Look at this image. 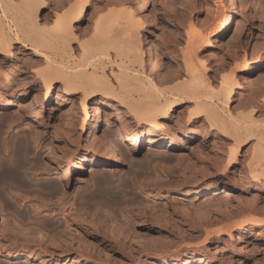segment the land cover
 <instances>
[{
  "label": "bare ground",
  "instance_id": "bare-ground-1",
  "mask_svg": "<svg viewBox=\"0 0 264 264\" xmlns=\"http://www.w3.org/2000/svg\"><path fill=\"white\" fill-rule=\"evenodd\" d=\"M150 1L155 3L157 7H162V17L165 18L171 27V32L165 35L159 34L161 44H155L154 47H151L149 44L145 47L144 44L146 40L145 32H147L148 27L151 26L149 20L152 22V26L153 23L156 22L154 15L150 16L149 13L142 15V8L149 4L147 1L145 5H140V0L63 1L64 3L54 11L55 18L53 20V25L49 27L43 23V20L41 22L39 18L41 11L48 6V0H21L19 2L15 0H0V52L4 55V58H0V76L3 79H0L3 84L1 91L4 95L0 97H6V99L0 101V111L10 109L14 104L13 102H15L11 99L14 97L21 102L27 100L34 94L35 100L43 96L48 100L59 84L58 96H60L61 99L62 97L69 96V99L72 100L79 95V99H77L80 100L84 112L81 128L87 131L89 127L83 157H72L69 154L68 144L70 142L66 143L64 140L61 141L62 138L59 132L54 133L53 129L51 133L47 132L45 134L44 129L40 130L38 126H35L36 142L53 134L51 139L55 143L58 145L62 142L64 143L63 146H58L59 148L56 147V154L52 151H50V153L48 152L50 154L48 160L52 163V169L54 171L56 170L59 176H57L59 178L57 179L61 184L59 185L58 180L57 182H55L56 180L53 182L50 181L51 183L48 184L54 188L59 185V187L63 186V188L65 187L66 189H68L72 183V179L76 175V171L81 168V163L84 159L89 158L92 159L94 163L99 164L100 160L104 158L109 163L113 162L115 159L114 148L112 149L108 141L97 134L100 125V114L105 112L106 107H112L114 110L112 114H115L118 118L119 128L117 127V130L119 129V133L117 134L119 136L116 135L117 137H114V134L113 137L124 139L129 146L128 150L131 149L133 151H138L143 143L147 141V144L150 145L153 152L160 151L162 147H167L166 151L170 153L174 152L182 142L185 141L186 137L189 140L194 139L196 134L202 132L201 128L203 129L206 127V124H208L212 132L221 136V141H223L224 145L226 143V147L223 145L217 148L216 153L213 155L214 157H212L213 159L210 157L207 158L205 155H202L201 158L199 157L203 160V163H200L199 166L191 159V161L187 159L186 156L181 158L180 161L182 162L179 163H183L184 165H182L184 168L181 165L180 167L183 169L181 168L182 171L179 173L182 175L186 174L187 177L185 178L187 180L190 178V181L180 180L176 182L179 178L172 180V177L168 178L167 176L163 178L157 175L158 177H155L156 179L159 177L163 179H157V182L152 177V179L157 182L153 184L149 183V181L152 182L151 178L146 181L147 178L145 176V181L149 184L145 183L146 187L144 190L149 196L163 197L165 201H170L172 199L174 200L176 197V194L173 193L175 191L178 195L197 193L199 196H202L205 194H215L216 191L221 190V186H226L230 183L233 185L240 184L241 186L238 187L242 190L253 189L254 193L251 196L250 203H248L249 205L244 202L248 205V208H246L244 204H241L244 205L242 207H245L248 209L247 211L251 212L252 217L249 218L246 223L243 222V224H241L238 232L240 245H242V247L248 246L252 248L256 244L253 242L250 243L248 237L250 235H255V238H257L260 235L258 230L264 229V120L261 119V117L264 116V82H260L261 84L259 83V87L249 84V86L246 87L244 83H242V80H245L243 78L245 75L242 76V72L251 71L254 68L251 64H257L258 60L261 58V53L259 51L261 44L256 45V43L261 41L255 38L257 40L256 42L254 37L256 35L257 24L264 29V1L259 5L256 0H251L252 5L255 7L256 14L260 15L259 21L256 20L255 15H253L251 11L246 10L248 5L246 0H227L229 1V6L226 5L228 3L225 0H213L215 3L214 7H212L213 4H210L212 0ZM222 6H227V9L221 14V31H227L230 26L234 24V21L236 22V30L234 31L235 40L232 43L231 57V62L235 63L236 67L232 69L231 72L221 71V73L217 71L218 69L216 70L214 68L215 66L212 65L211 61L209 62L210 58L214 56V52L212 51V46L214 45L211 39L206 38L207 26L202 25L203 27H200L198 23L200 22L199 15L204 10L207 11H205V13L208 15L205 17H211L210 20L208 18L206 19L214 22L217 18V12L218 10H222ZM89 9H91V14H95L93 18L94 21L88 24L91 25V27L89 26V28H86L83 33L87 30L88 33L86 32L87 34L85 33L86 35H83L82 30L79 28V24L84 21L85 13ZM152 12H154L153 8ZM205 17L204 20L202 17L200 18V20L202 19L201 22L204 21V23L201 24L205 25V23L209 22L208 20L206 21ZM253 41H255V43ZM183 42H185V47L181 46ZM76 43L79 49L77 53L75 51L76 48H74V44ZM15 44H20L22 47H27L30 51L32 50L33 55H29L30 57L27 58L30 63L26 66L27 71L24 74L25 79L28 80L26 82H23L24 80L22 82L18 79L15 80L9 72V68L12 66L13 68L14 66L17 67V61L14 59ZM252 45L253 48L250 51ZM258 45L260 46L258 47ZM204 46L209 48V52L207 55H204V53L203 56L199 50ZM221 59H224V57L222 56ZM215 62H217V60ZM231 62L229 63L231 64ZM227 65V62L219 64L223 70H226L225 68H227ZM215 70L217 73L221 74H216V72H214ZM210 72H214V76L213 73ZM216 78L219 80L216 84L217 86H215ZM262 78L264 79V77ZM262 78L261 80L263 81ZM38 108L39 107L35 106L30 116L34 122L37 121V123L41 122L40 124H42L43 122L39 119L40 115ZM90 108L94 109L93 114L89 110ZM66 130L61 129L62 132ZM251 140H253V143L247 152V159L245 158V161L243 160L244 163L242 165L240 163V152ZM228 141H231V143H227ZM27 142L29 143H24L21 140L16 141L14 145H12L13 150L9 157L7 156V160H4L6 157L1 158L2 156H0V173L2 172L4 178L24 182L22 179V174L25 172V169H23L24 157L26 158L25 154L27 155L28 152V155L31 156L30 150H32L29 146L30 141L28 140ZM36 142H32V144ZM114 142L116 143L115 139ZM114 142L113 144H115ZM57 144L55 145L57 146ZM34 145L31 147H34ZM35 148H38V145L37 147L35 146ZM53 151L55 152L56 150L54 149ZM159 157L153 154L151 156V162L155 165L156 161H159V159L157 160L155 158ZM148 161H150V159ZM162 163L163 160L160 164ZM179 163L177 162V164ZM240 164L242 165L240 173L242 177H237L239 174L235 176V171L231 170L238 168ZM145 166L147 167V165ZM145 166H143L144 168H142V170L146 168ZM211 166L215 171L221 174V178L218 174L217 176L220 179L214 180L213 183L205 186L203 183L206 181L200 179V176L198 177L197 170L199 169L197 168H201L202 171L204 170L202 175L206 176L211 173L213 174L210 169ZM146 169H150L149 166ZM21 170H23L22 173ZM230 171L233 174H230ZM143 172L145 171L143 170ZM155 173H157L156 170ZM187 173L190 175L189 177ZM105 176L106 175H104V177ZM104 177L93 176V181L91 179L92 184L90 185V188L91 186L92 188L89 191L87 190L88 188L84 190L80 195L81 199L79 197L80 200L77 198L78 202H76L77 200L73 202L70 200L67 202L68 196L66 194L68 193H66L67 191L65 190V194L60 192L61 195H63L60 202H55L56 204L50 203V205H54L59 209L55 210L59 211L55 212V214L57 216L60 215L65 224H63V227H60L63 221H61L62 223L59 221V223L56 222L59 224L57 226V235L51 234V239L43 234L46 229L44 224L46 226L48 225L45 223L47 220L45 222L43 221L44 223L36 220V224L38 221V223H42L41 225L43 226L37 224L39 227H34L33 224V227H23V225L18 223L19 221L17 222L11 219L10 221L7 217L5 218L0 215L2 217H0L1 220L5 218L2 220V224H0L1 260H7L8 263L9 261L16 262L18 264H23V262L27 264L30 262L35 264H196L198 262L207 264L206 259H204L202 255L199 256L196 254L197 250L192 251V255L189 256L187 255L189 250L181 245L171 253L161 251L165 248L162 246H157L162 249L157 248L156 244H160L158 243L160 240V242H163L162 239H165V237L161 235V237L158 235L152 237V232L160 234L163 231H169L168 229H170L171 232L173 230L177 234L175 244H186V247L189 248L186 241L190 242V240L187 239H198V242L202 240L203 244L204 242H211L213 233H215L213 232V227L217 223H223L224 220L230 221L233 215L237 214L224 206L228 210L225 209L223 212L218 211L215 213L214 217V213L206 209V207L203 209L204 211L196 212V218L194 216L193 221H191L190 224H185L184 227L180 225L177 221L178 219L176 217L174 218V216L171 218L169 214L166 213H154L157 218L154 219V221L156 220V224H153L156 226H153L152 222H150L153 215L152 210L150 208L148 209V207L146 208L147 204L143 207L146 203L143 202L144 204H141V202L144 201L143 199L139 200V198H135L136 201H140L139 205H143L141 208H138L136 203L133 202L132 204H135V206L140 209L132 211L133 213L131 212L135 217L134 220H136V225H139L136 227L140 230L144 228L148 229V233L145 231L146 235L142 238L145 243L139 242L140 245L139 248L136 249L137 254H135V252H133V235L136 234V232L131 227L130 229L126 225L128 230L126 226L117 225V223L120 224L121 222L107 225L105 219L103 220V218L99 216V213L93 212L91 215L90 212L92 211L90 210L89 212L87 210L89 206L87 207L86 205L84 209V206L81 208L75 207L76 205H79L78 207L83 204L85 205V203L91 202L92 199L95 201L93 202L97 204L98 200L96 198L100 199L102 197V199H104V196L110 191L115 192V190H111V188L115 187L114 185H116L117 182L112 186L115 182V180L113 182L114 178ZM121 184L123 183H117L118 186L116 187L119 188ZM128 185L131 184L129 183ZM128 185L126 186L128 187ZM126 186L124 190L127 189ZM190 186H192L193 189L189 190ZM116 187L114 189H117ZM57 188H55V190H57ZM120 188L123 189L122 187ZM137 188H139V186ZM59 189L57 192H59ZM50 190L48 191L49 193ZM142 190L140 191L142 192ZM80 192L79 190V194ZM56 194L57 193H55V195ZM58 194L57 198H59ZM42 198L43 197L37 200H42ZM108 198L104 202L109 201ZM34 200H32V202ZM43 201L44 199L41 203ZM66 202L68 203L67 205ZM93 202H91V204H94ZM100 202H102L101 199L99 203ZM48 204V202L44 205L37 203L32 206L34 207L37 205V212L40 213L50 210L51 207H49L50 205ZM91 204H89L90 208H93L94 206ZM128 204L126 206H128ZM101 205L103 204L101 203ZM104 206H106L105 203ZM104 206H101L102 210ZM33 207L32 211L34 212L36 210H34ZM183 207L187 209L186 206ZM242 207H240V209ZM210 208L213 209L215 206L213 207L212 205L209 209ZM220 208L222 210L224 209L222 207ZM104 210L105 213L108 212L107 206ZM215 210L217 211L216 208ZM243 210L239 211L243 212ZM235 211L237 210L235 209ZM14 212L13 216L11 215L13 218L14 214L18 211ZM244 212L246 211L244 210ZM49 213L52 212L50 211ZM174 213H176V210L173 211V214ZM181 215L186 218L189 216L191 217L192 214H187L186 210V212L183 211ZM8 216L12 218L10 214H8ZM17 216L19 218V215ZM105 216L110 217L109 214ZM126 224L128 223L126 222ZM48 229L47 226L46 231ZM131 230L134 231V234ZM142 233H144V231ZM138 234L134 237L137 238ZM165 236L168 235L165 234ZM202 236H204V238ZM140 237L141 236H139V238ZM222 238H224V236ZM225 240L224 238V241ZM152 242L156 243H154L155 246L153 248ZM170 242L171 241H169V243ZM202 242L200 241L199 243L201 244ZM231 242L232 241H230V243ZM130 243L131 246L129 247L128 244ZM166 245L164 247H166ZM171 246L173 245L171 244ZM169 247L167 248L169 249ZM202 247L207 248L206 244ZM202 247H200V245L196 247L199 248V253L205 249H202ZM223 247L221 250L223 253H221V255L225 254L224 250L226 249H223ZM234 247L233 245V249ZM255 247H257V245ZM208 249L210 250V248H207L204 251L206 252ZM246 249L248 250V248ZM152 251L158 254L156 255L157 260H144L142 258L143 253L149 257L152 256ZM219 251L220 249H217L213 254H217ZM228 254L227 257L230 258ZM3 260L2 262H4ZM242 261L243 258H241L239 264L242 263ZM229 262L230 261L227 263ZM3 264L6 263L4 262Z\"/></svg>",
  "mask_w": 264,
  "mask_h": 264
},
{
  "label": "rangeland",
  "instance_id": "rangeland-1",
  "mask_svg": "<svg viewBox=\"0 0 264 264\" xmlns=\"http://www.w3.org/2000/svg\"><path fill=\"white\" fill-rule=\"evenodd\" d=\"M15 1L19 2L21 0H15ZM63 1L65 2L67 0H48V2H49L48 6L46 8H44L41 11L40 15H39L40 21L42 22V20H43V23H45L46 25L51 27L53 25V20L55 18L54 11L57 10L58 7L64 3ZM146 1L149 4L147 6H145L144 8H142V10H141L142 11V15H145L147 13H149L150 16L154 15L155 18H156V22L153 23V26H152V22L149 20V23H151V26H149L148 27V31L145 32L146 40H145L144 44H145V47H146L147 44H149L151 47H154L155 44H161V38H159V34L165 35V34L171 32V27L167 23L165 18L162 17V12H163L162 11V7H157L156 4L153 3L150 0H140V3H141L140 5H145ZM225 1H227V0H225ZM237 1H239V0H237ZM256 1L260 5V3H262L264 0H256ZM246 2L248 4L246 10L247 11H251L252 14L255 15L256 20L259 21L260 20V15L256 14L255 7L252 5L251 0H246ZM227 3L228 4H226V5L229 6V1H227ZM210 4L211 5L213 4L212 7H214V5H215L213 0L210 2ZM227 6L226 7L222 6V10H218L217 18H216V20L214 22L209 21L211 17H205L207 15V13H205L206 10H204L199 15V21H200L199 23L200 24L198 23V26H200V27L207 26V28H206V33H207L206 34V38L211 39L212 42H213V45H214V46H212V51L214 52V56H212L213 58H210L209 62L210 61L212 62V65L215 66L214 68L216 70L218 69L217 70L218 72L219 71L220 72L221 71L222 72H231V70L236 67L235 63L231 62L232 43L235 40L234 39L235 38V32L234 31L236 30V22L234 21V24L232 26H230V28L227 31H221V28H220L221 14H223L226 11ZM152 8L154 9V12H152ZM239 8L240 7H239V2H238V9ZM94 15L91 14V9H89L85 13L84 21L79 24V28L82 30V33H83V31L86 28H89V26L91 27V25H88V24H91L94 21V19H93ZM201 17L203 18V20H204V17H205V19L208 18L209 20L206 19V21L208 20L209 22L205 23V25L201 24V23H204V21L201 22L202 21V19L200 20ZM260 27H261L260 25H258V24L256 25L257 30L255 32L256 35H255L254 39L256 38L257 40L261 41V42L256 43V45L257 44H261V47L259 49V51L261 53V58L258 60L257 64H255V65L251 64L254 67L251 71L242 72L243 73L242 76L245 75L243 77L245 80H242V83H244V86H246V87H248L249 85L259 87L260 84H261L260 82H262V83L264 82V79L262 78V77H264V32H263L264 29L261 27V30H260ZM239 31H240V29H239ZM86 32L88 33V30L85 31L83 33V35ZM241 32H242V30H241ZM216 34H217V36H216ZM83 35H82V38H83ZM257 40H256V42H257ZM253 42L255 43V41H253ZM77 45H78L77 43L74 44V48H76L75 49L76 53L79 51V49L77 48ZM242 45H243V42H242ZM181 46L185 47V42H183L181 44ZM259 46L260 45H258V47ZM252 48H253V45L251 46L250 51L252 50ZM199 51H200L201 55H203L204 53H205L204 55H207L208 52H209V48L204 46V47L200 48ZM29 55L30 56L33 55L32 54V50L30 51V49H28L27 47H22L20 44H15L14 45V59H15V61H17V64H16L17 67L14 66V68H13V66H12L11 68H9V72H10V74H12V76L15 78V80L18 79L19 81L21 80V82L23 80H24L23 82L28 81V80L25 79L24 74L27 71L26 66H28L29 63H30V62H28L29 60H27V58L30 57ZM222 56L224 57V59H221ZM0 58H4V55H3L2 52H0ZM216 60H217V62H215ZM25 62H27L28 64L25 63ZM226 62L228 64L227 65L228 69L225 68L226 70H223L219 66V64H223V63H226ZM229 62H231V64ZM30 66H31V64H30ZM12 69H13V71H12ZM29 69H31V68H29ZM219 69H221V70H219ZM216 70L214 71V72H216V74L219 75V74L222 73V72L221 73H217ZM15 71H16V73H15ZM214 72H210V73H213V76H214ZM0 75H1V73H0ZM23 77H24V79H23ZM217 78H216L215 86H217L216 84L219 81L218 80L219 78L218 79ZM261 78L263 79V81L261 80ZM0 79L3 80L1 76H0ZM1 80H0V96L4 95L2 93V91H1V88L3 87V84H2ZM5 83H6V80H5ZM59 86H60V84H59ZM59 86L56 87V89L53 92V95L48 100L45 99L44 96L42 98H40V99L38 98V99L35 100L34 94H32L27 100H23L21 102L19 101V99H16L14 97V98H11L12 101L13 100L15 101V102H13L14 104L12 105V107L10 109H8V110L0 111V156H2L1 158H5L6 157L4 160L8 159L7 156L9 157L10 153L13 150V146L12 145H14V143L16 141H18V140H21V141H23L24 143H27V144L29 143V142H27L29 140L30 144H31V145L29 144V146H30V148H32V150H30L31 151L30 152L31 156L28 155L29 154V152H28L27 155L25 154L26 158L24 157L25 161H24V168L23 169H25L24 170L25 172H23V170H21V173L23 172L22 179H23L24 182L13 181L10 178L6 179V178L3 177L4 175L2 174V172L0 173V215L1 216L5 217V218L7 217L8 220L11 219V220H16L17 222L19 221L18 223L23 225V227L24 226L33 227L32 226L33 224H34V227H39L42 223H38V221H37V224H39V226H38L36 224V220H39V222H41V221L45 222L47 220L48 222L46 221L45 223L48 224L47 226H48L49 229L46 231L47 226L44 224L46 229L44 230L43 234L46 235V237L48 236L47 238L51 239L52 238L51 234L52 235H57V230H58L57 226L59 225L58 223L59 222L62 223L61 221H63L62 220L63 218L60 215L57 216L55 214V212H59V211H55V210H59V209H57L54 205H50V203L51 204H53V203L56 204L58 201L60 202L62 197H63V195H61V193L65 194L66 191H67L66 193H68V194H66L68 196L67 200H66L67 202H69L70 200H72V202L77 200L76 202H78V199L80 198L81 193L84 190H86L87 188H88L87 189L88 191L92 188V186L90 188V185L92 184L91 182L93 181V176L94 177H97V176L104 177V175H106L107 178H109V177L110 178L112 177V179L114 178L113 182H114V180H115V182L112 184V186L116 182L118 184L123 183L124 186H123V184H121V186H120L123 189H121L120 187L119 188L116 187V186H118L117 183H116V185H114V186L117 189H114L115 187L111 188V190H115V192L114 191L112 192V191L109 190L112 193V196H111V193L109 192V193H107V195L104 196L105 200L102 199V197L101 198L99 197L102 200V202L99 203L100 199L96 198L98 200L97 204H95L94 203L95 201L92 199L91 202L94 201L93 202L94 204H91V202H88L87 204L85 203V205L84 204L80 205V207H78L79 205L78 206L76 205L75 207L81 208V207L84 206L83 207V209H84L86 207V205H87V207L89 206L87 208V210L89 212H90V210L92 211V212H90L91 215H92L93 212L94 213H99V216L102 217L103 220L105 219V222H106L107 225L108 224L110 225L111 223L116 224V222H121L122 224L121 223L120 224L117 223V225H120V226H126L127 225L129 228L131 227L136 232V234H134V231L131 230V231H133V234H134L133 235V242H134L133 252H135V254H137L136 253V249L139 248V245H140L139 242L140 243H145L144 240H142V238H143V236L146 235V232L148 233V229L144 228L143 230H140V229H138V227H136V226H139V225H136V220H134L135 217L133 216V214H132L133 212L132 211L140 210L138 208H141L143 206L141 204H144L145 202L146 203H145V205L143 207H145L146 204H147L146 208L147 207H148V209L150 208L152 210V214L154 215V216L152 215V220H150V222H152V225L156 224V220L154 221V219L157 218V216H155L156 213L157 214L166 213V214H169V216L171 218L174 216V218L176 217L178 219L177 221L180 223V225L185 227V224L186 225H187V223L190 224L191 221H193L194 216L196 218V215H195L196 212H202V211H204L203 209L206 208V207H207L206 209H208L209 211H212V213H214L213 216L215 215L216 212H218V211L219 212H223V211H225V209L228 208L230 211H234L233 213L236 212L237 214H234L233 218L230 221L229 220L228 221L224 220L223 223H217L213 227V230H214L213 232H215V233H213V237H212L213 239H212L211 242H204V244H203L202 240H200L202 242L200 244L199 243L200 241L198 242V239H195L197 241L191 240V239H187V240H190V242L186 241V243L189 245V248H190L189 249V248L186 247V244H179V243L175 244V241H176V238H177V234L173 230L171 232L170 229H168L169 231H163L164 233L162 232L160 234H158L156 232H152L153 233L152 237H155V236L158 235L159 237L162 236V237H165V239H167V240L162 239V241L164 242L165 245L167 244L168 246L166 245V247H164L165 245L163 244V242H160L161 241L160 240V241H158V243H160L158 245L154 242L156 244V247L157 246H162L165 249H162L160 247H157V248L162 249L161 251H164L166 253H171V252H174L176 250V248L181 245L182 247H184V248L189 250L188 253H187V255H189V256L192 255L191 254L192 251L197 250L196 254H198L199 256L202 255L203 258L206 259L207 264H239V261L241 260V258H243V261L240 264H264V229H261L262 231L258 230L260 232V235L257 238H255V235H250L248 237L249 240H250L249 242L250 243L251 242L255 243L257 245V247H255L256 245L254 247H252V248H250L248 246L242 247V245H240L241 243L238 240V236H239L238 232L240 230L241 224H243V222L246 223V221L249 220V218L252 217L251 212L247 211L248 209H246V208H248V205H249L248 203H250L251 196L254 193L253 189L242 190L240 187H238V186H241L240 184L233 185V184L230 183V184H228L226 186H224V185L221 186V190L216 191L215 194H213V193L212 194H205V195H202V196H199L197 193L180 194V195H178L177 192L175 191L173 193L176 194V197L174 198V200L172 199L170 201H167V200L165 201V198H163V197H158V196H153V195L149 196V195L146 194L147 192H145V190H144V188L146 187V184L148 183V182L146 183V181H148V179L151 178L152 182L149 181V183L155 184L156 181L158 182L157 179H160V177L157 178V179L155 177H158L159 175L162 176L163 178L167 177V176H168V178L172 177V180H176L177 178H179V179L176 180V182H178L180 180L181 181H186L187 180L185 178V177H187L186 174L182 175V174L179 173L184 168V166H183L184 164L182 163L183 164L182 165L179 162H182L180 160H181V158H183L185 156L187 157V159H189V160L191 159L194 163L198 164V166L200 165V163H203L202 162L203 160L200 159L202 155L203 156L205 155L207 158L214 157L213 155L216 153V149L219 148V147H222L224 145V143H223V141H221V136L216 134V133H214V132H212V129H210L208 124H206V127H204L203 129L201 128L202 132L196 134L194 139L189 140L186 137L185 141H183L182 144L174 152L170 153L169 151H166L167 147H162V149L160 151L153 152L151 150V148H150V145L147 144V141L143 143L142 147L138 151H133L131 149L128 150L129 146L124 141V139L114 138V137L119 136L117 134V133H119L118 132L119 129L117 130V127L119 126L118 121H117L118 118L116 117L115 114H112L114 112L112 107L111 108L110 107H106L105 112L100 114V125L98 127L97 134L100 135V137H102L103 139L105 138L106 141H108V143H109V145L111 146L112 149L114 148L113 150H115V159L113 160V162L109 163L104 158V159H102L103 161L100 160V164L99 163H94L93 160L89 159V158L84 159L82 161V163H81V168L77 170L78 172L76 171V175L73 177L72 183L70 184L68 189H66L65 187L63 188V186L59 187V185L61 184L60 181L58 180L59 176L57 175L56 170L54 171L52 169L53 166H52L51 161L48 160V157L50 155L49 154L50 151H52L54 154H56V152H57L56 147H58V146L60 147L61 145L63 146L64 143L62 142L59 145L57 143H55L51 139L53 134H50L49 136H46L42 140L36 142L35 141V138H36L35 137L36 136V128H35V126H38V128H40V130L44 129L45 130L44 131L45 134L47 132L51 133V131L53 129H54V133L59 132V134L61 135L60 137L62 138L61 141L64 140L66 143L70 142L68 144L69 145L68 146L69 154L72 157H76L77 156L78 158L83 157V154L85 152L86 138H87V134L89 132V130H88L89 127H88L87 131H84L81 128L82 127L81 125L83 124L84 112H83L80 100H78L79 99L78 98L79 95L77 97H75L76 99L73 98L74 100L73 99L72 100L69 99V96L62 97V99H61V97L58 96V93H59L58 91H59V88H60ZM4 99H6V97L5 98L4 97H0V101H3ZM35 106L39 107L38 108L39 109V115H40L39 119H40V121L43 122L42 124H40L41 122H38V123H37V121L34 122V120H32V118L30 116L32 114V110H33V108ZM89 110L91 111L92 114L94 113V111H93L94 109L93 108H90ZM107 117H108V119H107ZM261 119L264 120V116H262ZM107 122H109V123H107ZM116 124H118V125H116ZM54 125H55V128H54ZM61 129L66 130V131L62 132ZM64 134H66V135H64ZM107 134L110 135V136H108ZM111 134H113V135H111ZM114 134H115V136H114ZM30 136L34 137V138H31ZM112 137L115 139L116 143H118V144H116L114 142V139ZM252 141L253 140L250 141L251 143L248 142L247 145H245V147L240 152V160H241L240 163L242 165H243V163L245 161L244 159L246 158V156H248L247 152L249 151V148H250L251 144L253 143ZM32 142H36V143L32 144ZM113 142L115 144H113ZM227 143H231V141H228ZM2 144H4V145H2ZM34 144H36V145H34ZM55 144H57V146ZM33 145H34V147H31ZM37 145H38V148H35V146L37 147ZM225 145H226V143H225ZM225 145H224V147H226ZM6 149H8V150H6ZM54 149L56 150L55 152L53 151ZM68 150H67V153H68ZM5 151H6L7 154L5 153ZM3 153H5V154H3ZM153 154H156L157 157L160 156L159 158H155L157 160L159 159V161L154 160V161H156L155 165L153 164V162H151V156ZM51 155H53V154H51ZM160 158L163 160L162 164H160L162 162V160ZM149 159H150V161H148ZM177 162L180 165L177 164ZM144 164L147 165V167ZM241 164H240V166L238 168L231 170V171H235V173H234L235 176H237L239 174L237 177L241 176L240 175L241 170H242V165ZM40 165H42V166H40ZM181 165H182L183 168L180 167ZM143 166H145L146 168H148V166H149L150 169H146L145 168V169H143L145 172H143V170H142V168H144ZM153 166L155 167V169H154ZM48 167H49L50 171L48 170ZM36 168H37V171H36ZM151 168H152V170H151ZM197 169L200 170V171L197 170L198 171V177L200 176L199 177L200 179H203V180L206 181V182L203 183L205 186L213 183L214 180L216 181V180L221 178L220 177L221 174L218 171H215L212 166L210 167V169H211V172H213V174L211 173V174H208L206 176L202 175V172L204 170L202 171L201 168H197ZM146 170L148 171V173H147ZM155 170H156L157 173H155ZM161 170H162V172H161ZM0 171H1V169H0ZM231 171H230V174H233ZM54 174H56V175H54ZM134 174H136V175H134ZM218 174H219L220 178L217 176ZM37 175H38V177H37ZM111 175H113V176H111ZM187 175H188V177L190 176L188 173H187ZM145 176L147 178L146 181H145ZM173 176H174V179H173ZM152 177L156 181H154L152 179ZM122 178H123V181H122ZM124 178H125L126 181L124 180ZM136 178H138V179H136ZM163 178H161V179H163ZM91 179H92V181H91ZM143 179H144V181H143ZM54 180H56L55 182H57V180L59 181L58 182L59 185H57V187H59L60 189L55 187V188H57V190L59 189V192H57V190H55L54 187H52V186H50L48 184V183L53 182ZM137 180H138V182H137ZM209 180H210V182H209ZM139 181L140 182L142 181L144 184L142 182L140 183ZM187 181H190V178H188ZM129 183L131 185H128ZM141 184H142V186H141ZM126 185H128V187ZM137 185L139 186L140 190L143 189L142 192L139 190V188H137L138 187ZM125 186H126L127 189L124 190ZM141 187H142V189H141ZM51 188H53V189H51ZM48 189L49 190L51 189L52 191L50 190V193H49ZM78 189L81 191L80 194H79V190ZM133 189H134V191H133ZM190 189H193L192 186L189 187V190ZM53 191H55V192H53ZM130 191H131V193H130ZM55 193H57V194L59 193L58 194L59 198H57V194L55 195ZM31 194H32V196H31ZM114 194H115V196H114ZM39 195H41V196H39ZM34 196L35 197L38 196V197L35 198ZM30 197H31V199H30ZM41 197H43L42 200L44 199L45 202L43 201L41 203L42 200H37V199H41ZM107 198H108L109 201L104 202V201L107 200ZM115 198H117V199H115ZM135 198H137V199L139 198V200L143 199L144 201H142L141 204L139 205L140 201L139 200L136 201ZM176 198H177V200H176ZM21 200H22V202H21ZM32 200H34L35 202L34 201L32 202ZM246 201H249V202H246ZM47 202L49 203L48 205H50L49 207H51L48 212H40L39 213V212H37V209H36L37 205H35L34 207L32 206L33 204H37V203L38 204L40 203V205H44V204H47ZM67 202H66V205L68 204ZM133 202L136 203L138 208L135 206V204L132 205ZM244 202L247 203L248 205H246ZM101 203L103 205H101ZM104 203L107 206V211H108V212L106 211L107 213H105V210H104V209H106V206H104ZM89 204H91L94 207L90 208ZM127 204H128V206H126ZM214 204H216V205H214ZM241 204H244L246 206V208L242 207L244 205H241ZM212 205H213V207L215 206L217 211L215 210V208H213V209L210 208L209 209V207H212ZM101 206H104L103 210L101 209ZM183 206H186L187 209H185ZM218 206H219V208L222 207L224 209L223 210L221 208L219 209ZM224 206H226L227 208L224 207ZM32 207L36 211L33 212L32 211ZM240 207H242V208L240 209ZM235 209L237 211H235ZM243 209L246 212H244ZM129 210H130V212H129ZM174 210H176V213L173 214ZM186 210H187V214H189V213H190V215L192 214L191 217L189 216V217L185 218V217H183L181 215L183 213V211L186 212ZM208 210H205V211H208ZM239 210H243V212L239 211ZM14 211H18L17 212L18 214L17 213L16 214L19 215V218H18V216L16 214H14V218L15 219L12 217ZM50 211L52 213H49ZM180 212H182V213H180ZM128 213H130V214H128ZM8 214H10V216L12 215L11 217L13 219L10 218L8 216ZM106 214H109L110 217L105 216ZM106 217H107L108 220L106 219ZM1 218H0V224H2L1 223L2 220L5 219V218H3L1 220ZM49 219H50V221H49ZM124 221H126L128 224H126V222H124ZM56 222H58V223H56ZM50 223H51V225H50ZM35 224H36V226H35ZM54 224H57V225H54ZM63 224H64V221H63V223L61 224L60 227H63L65 225V224L64 225ZM41 226H43V225H41ZM127 226H126V228L128 229ZM153 226H156V225H153ZM143 231H144V233H142ZM137 234H138V236H137V238H135ZM165 234L168 235V236H165ZM139 236H141V237L139 238ZM223 236L226 239L225 241H224V238H222ZM251 236H252V238H251ZM202 237L204 238V236H202ZM202 237H200V238L203 239ZM152 239H154V238H152ZM169 241H171V242L169 243ZM230 241H232V242L230 243ZM216 242H218V243H216ZM154 243L152 242V248L155 246ZM222 243L227 244L229 247L227 245H225V244H222ZM171 244L173 246H171ZM205 244H206L207 248H210V250L208 249L209 251L208 250H206V252L204 251L205 249H207L206 247H202V246H205ZM199 245H200V247H202V249L205 248L200 253H199V248H196V247H199ZM233 245L235 246L234 249H233ZM128 246L130 247L131 243L128 244ZM223 246H225V247H223ZM148 247H150V246H148ZM167 247H169V249ZM222 247H223V249H226V250H224V253H225L224 255H221V253H223V252H221ZM215 248H216V250L220 249L219 253L213 254L216 251ZM246 248H248V250ZM207 253H209V254H207ZM226 253L227 254L229 253L228 256L230 258L227 257ZM156 255H158V254H156V253H154L152 251V256L149 257L148 255L143 253L142 254V258L144 260L145 259L157 260ZM2 260L0 258V264H3L4 262L6 264H18L16 262H10V261L8 263L7 260L6 261L3 260L4 262H2ZM225 260H227V261H225ZM228 261H230V262L227 263ZM23 264H27V263L23 262ZM29 264H35V263L30 262ZM196 264H201V263L198 262Z\"/></svg>",
  "mask_w": 264,
  "mask_h": 264
}]
</instances>
